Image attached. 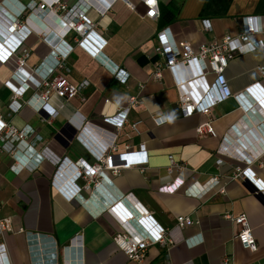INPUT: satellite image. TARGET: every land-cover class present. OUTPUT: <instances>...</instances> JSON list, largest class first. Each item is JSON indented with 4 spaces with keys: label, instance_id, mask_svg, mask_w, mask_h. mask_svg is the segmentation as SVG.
I'll return each mask as SVG.
<instances>
[{
    "label": "crops",
    "instance_id": "crops-1",
    "mask_svg": "<svg viewBox=\"0 0 264 264\" xmlns=\"http://www.w3.org/2000/svg\"><path fill=\"white\" fill-rule=\"evenodd\" d=\"M83 1L92 6L87 18L107 41L103 59L125 72L127 80L117 81L101 65V59L76 46L74 33H63L64 23L53 14L58 11L56 6L42 11L40 0H0V34L21 7L26 8L23 17L28 18L30 31L22 40V48L29 53L23 68L17 69L14 59L7 65L0 62V115L18 129H32L28 142L35 152L47 148L61 160L92 166L97 162L92 150L99 149L98 140L108 141L114 134L116 160L126 146L136 152L144 145L147 164L122 170L116 176L103 169L107 181L99 189L93 188V181L76 180L70 174L62 175L64 180L60 178V186L55 187L52 181L57 167L49 161L34 157L27 168L15 174L10 170L12 158L6 152L0 154V218L11 224V232L3 233L0 243L8 264H71V252L67 254L64 248L75 236L82 237L81 264H221L226 258L230 264H264V197L251 192L248 180L235 178L238 170L248 168L258 180L256 187L264 190V154L253 160L252 153V148L261 146L258 140H264V49L229 62L224 78L232 96L213 108L210 117L196 114L184 118L169 71H162L160 81L152 77L154 68L164 62L155 52L161 29L169 28L177 44L187 43L196 53L202 44L239 36L242 18L258 17L264 26V0H157L160 13L172 15L169 22H162L160 16L146 18L139 0H129L133 8L121 0L112 4V0ZM62 2L70 7L78 0ZM103 7L106 11L101 15ZM204 20L211 25L210 33L203 29ZM259 38L264 40V34ZM63 42L72 52L58 57L59 67L51 76L63 77L75 87L87 85L71 99H58L49 92L47 106L37 111L38 105L29 102L45 90L39 86V74L33 71L50 63L51 52ZM14 57L20 58V51ZM13 77L14 86L23 89L17 97L6 85ZM207 81L211 83L213 76H207ZM238 95L240 100L235 98ZM130 98L137 104L117 131L105 120L126 108ZM14 100L19 109L11 113ZM153 118L165 122L158 126ZM205 122L213 135L197 133ZM81 125L92 133L82 137ZM218 159L221 165L216 164ZM212 178H217L218 184L203 197L184 194L185 188L194 185L195 192ZM179 179L184 185L176 193L158 191ZM87 183L89 190L80 191L73 201L66 200V186L77 189ZM114 195H132L148 216L167 230L171 245H152L143 262L130 261L117 249L113 237L120 230L105 211L107 198ZM226 215L246 216L256 252L242 247L236 227ZM180 216L189 217L193 225L178 228L176 219Z\"/></svg>",
    "mask_w": 264,
    "mask_h": 264
},
{
    "label": "built area",
    "instance_id": "built-area-1",
    "mask_svg": "<svg viewBox=\"0 0 264 264\" xmlns=\"http://www.w3.org/2000/svg\"><path fill=\"white\" fill-rule=\"evenodd\" d=\"M38 6L40 10L51 9L53 6L57 7L58 11L53 14L58 15L60 20L64 23L62 31L64 34L69 32L74 33V42L77 47L87 52L92 58L99 60L101 65L109 70L114 78L124 83L128 75L118 68H112L103 59V49L107 45V41L101 37L95 30V25L87 18L86 13L92 7L83 0H78L72 6H68L62 0H40ZM116 1L112 0L111 4ZM133 8V4L129 0H121ZM142 2L146 9L145 17L151 20H156L160 16L159 5L157 0H139ZM21 7V6H20ZM35 7L30 5L32 9ZM24 7L18 8L12 17L11 21L4 28V34H0V62L7 65L12 60H15L17 69L24 66V60L28 57L27 50L22 48V40L25 39L30 31L27 29V19L24 18ZM106 8H100L99 12L103 15ZM57 17V19L59 18ZM203 29L211 32V25L208 20L202 21ZM264 34V26L260 24L258 17H245L242 18L241 34L237 37L226 36L221 41H214L208 44H202L197 52H193L191 46L187 43L177 44L171 36L169 28L161 29L156 35L157 47L155 48L156 54L163 59V64L154 68L152 77L154 80L160 81L162 78V71L167 70L172 76L175 88L178 93V103L181 114L184 118H189L193 115H201L210 117L211 111L217 105L221 104L229 97L231 92L227 87L224 78V71L230 61L236 57L245 56L252 52L264 49V40L259 37ZM24 36L22 39L13 40L15 36ZM17 38V37H16ZM10 42V44H9ZM21 53V57L15 58L16 52ZM72 52V47L66 43H62L54 48L51 52L50 63H42L36 68L33 73L39 74V86L45 90L43 94L34 96L29 104H36L37 111L43 110L48 104L50 97L49 92H52L54 97L58 99H71L75 97L82 87L87 83L82 84L80 87L71 85L63 77H52L51 73L59 67L58 57L65 58ZM42 70V71H41ZM212 75L213 81H207V76ZM9 80L6 85L13 88L15 96H20L23 89L16 88L13 81ZM23 88V87H22ZM242 96L238 95L235 98L240 100ZM137 104L135 98H130L129 104L126 108L118 111L117 115L112 119H106V122L112 123L117 131H120L127 123V115L132 106ZM10 112L15 113L19 109L15 100L10 106ZM155 125H161L165 122L162 118H153ZM132 129L136 131V125L133 124ZM82 128H79V130ZM78 130V131H79ZM197 133L199 135L208 134L213 135L209 122H205L198 126ZM78 133V132H77ZM82 137L91 134V129L87 126L79 132ZM33 135L30 127L18 129L0 115V154L7 153L14 164L10 170L19 174L23 169L27 168L34 157L41 161H49L55 165L56 172L52 184L60 186V180L64 178L62 175L70 174L76 180L93 181V188L99 189L104 181H107L103 169L110 171L114 176L119 174L122 170H127L133 167H141L147 164L146 148L140 145L136 152H133L129 146L125 147L123 153L119 158L115 159V139L116 135L110 134L108 141L98 140L100 143L97 152L93 151V155L97 160L96 164L90 166L83 161L76 164H71L66 159L61 160L52 154L47 148H43L39 152L33 150V145L28 142L29 138ZM94 139L93 136H88ZM97 139V138H96ZM260 148L253 149V160H257L264 154V140H258ZM7 148V149H5ZM241 158H245L241 156ZM171 165H174L170 157ZM118 161V163L116 162ZM217 165L222 164V160L216 161ZM67 177V176H66ZM235 178H242L251 181L255 186L258 180H255V175L248 168L245 170H238ZM60 181V182H59ZM218 184L217 178H212L208 184L199 187L193 192L195 186H190L184 189L186 196L201 198L212 190ZM184 185V180L179 179L171 184L161 186L158 191L164 194H174ZM258 186V185H257ZM89 184H85L77 189L67 187L65 188V198L68 201H73L79 197L82 190H89ZM264 193V190H262ZM88 202V200L86 201ZM105 211L109 214L119 227L118 232L113 241L117 249L122 252L130 261L134 263L143 262L147 250L152 245L168 246L167 230L160 226L147 212L142 209L132 195L123 197L122 195H114L107 198ZM92 205L96 207L94 201ZM226 218L231 220L236 227V238L239 240L242 247L250 252H256L257 244L252 236L249 223L246 216L241 215L233 218L231 215H226ZM134 222L137 228L132 224ZM193 225V221L189 217H178L176 219V226L178 228H186ZM5 232H11V224L8 219L0 218V237ZM81 236H75L69 241L64 251L67 254L71 252V264H81L83 259V244L81 243ZM171 245V243H170ZM73 258V259H72ZM0 264H8L5 254L4 246L0 243ZM221 264H230L228 258L224 259Z\"/></svg>",
    "mask_w": 264,
    "mask_h": 264
},
{
    "label": "trees",
    "instance_id": "trees-1",
    "mask_svg": "<svg viewBox=\"0 0 264 264\" xmlns=\"http://www.w3.org/2000/svg\"><path fill=\"white\" fill-rule=\"evenodd\" d=\"M172 18V15H170V13H160V19L162 20V22H169Z\"/></svg>",
    "mask_w": 264,
    "mask_h": 264
},
{
    "label": "water",
    "instance_id": "water-1",
    "mask_svg": "<svg viewBox=\"0 0 264 264\" xmlns=\"http://www.w3.org/2000/svg\"><path fill=\"white\" fill-rule=\"evenodd\" d=\"M73 133L75 134L76 132H73ZM248 183H249V187L252 188L251 192L256 193L260 197H264V194H262L261 192H259V190L256 187L253 186V184H251L249 181H248Z\"/></svg>",
    "mask_w": 264,
    "mask_h": 264
},
{
    "label": "clouds",
    "instance_id": "clouds-1",
    "mask_svg": "<svg viewBox=\"0 0 264 264\" xmlns=\"http://www.w3.org/2000/svg\"><path fill=\"white\" fill-rule=\"evenodd\" d=\"M256 187V186H255ZM257 188V187H256ZM258 189V188H257ZM259 190V189H258ZM259 192H261L262 193V190H259ZM262 194H264V193H262Z\"/></svg>",
    "mask_w": 264,
    "mask_h": 264
},
{
    "label": "bare ground",
    "instance_id": "bare-ground-1",
    "mask_svg": "<svg viewBox=\"0 0 264 264\" xmlns=\"http://www.w3.org/2000/svg\"><path fill=\"white\" fill-rule=\"evenodd\" d=\"M68 187V186H67ZM70 188H73V186H70ZM106 200V198H104Z\"/></svg>",
    "mask_w": 264,
    "mask_h": 264
}]
</instances>
